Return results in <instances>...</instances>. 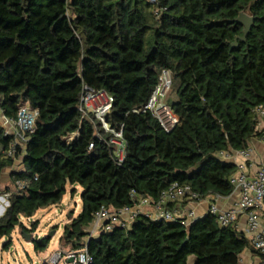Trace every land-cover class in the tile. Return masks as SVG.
I'll use <instances>...</instances> for the list:
<instances>
[{
    "label": "trees",
    "instance_id": "obj_1",
    "mask_svg": "<svg viewBox=\"0 0 264 264\" xmlns=\"http://www.w3.org/2000/svg\"><path fill=\"white\" fill-rule=\"evenodd\" d=\"M241 14L253 20L245 40ZM164 70L172 73L167 102L179 119L170 133L144 111ZM84 87L114 99L107 120L123 130L121 165L110 135L79 111ZM24 104L38 118L17 155L22 169L12 174L13 186L26 187L0 189L12 191L0 217L6 250L17 228L37 231L38 221L27 227L23 218L60 206L76 186L82 209L69 217L60 244L87 246L90 264H189L190 257L194 264H240L252 247L210 214L189 226L140 216L99 236L88 229L102 207L133 206L132 190L154 201L174 183L202 199L232 195L237 167L221 153L244 150L262 134L264 0H0V112L14 120ZM12 139L0 125V187L17 160L6 155ZM49 242L36 238V251Z\"/></svg>",
    "mask_w": 264,
    "mask_h": 264
},
{
    "label": "built area",
    "instance_id": "obj_2",
    "mask_svg": "<svg viewBox=\"0 0 264 264\" xmlns=\"http://www.w3.org/2000/svg\"><path fill=\"white\" fill-rule=\"evenodd\" d=\"M172 78L171 71L164 70L162 72L160 83L144 108V111L150 112L157 119L163 130L168 133L179 122L177 115L167 102V97L172 87ZM113 104V97L106 92H96L84 87L79 111L83 117L93 115L101 124L104 133L110 135L108 142L113 147L114 160L117 165H121L127 155V145L124 140L123 130L113 128L107 120ZM257 116V129L262 133L258 138L263 144L261 153L259 155L255 153L252 143L248 148L234 154L221 153L224 159L231 160L237 167L236 173L230 180L233 186L232 195L237 194V200L232 207L221 209L218 206V200L227 197L210 195L202 199L190 186L179 183H174L161 192L156 201L132 190L130 195L134 201L133 206L121 209L102 207L94 215L93 223L90 226L92 230H88L89 237L109 233L117 228L125 229L140 216L152 221L178 222L184 226H189L196 220L194 211L188 210L185 213H178L170 207L185 201L188 203L208 201L209 209L207 215L210 214L215 217L222 228L237 227L239 219L241 217L246 218L250 244L261 255V264H264V227L262 226V221L264 220V107L257 109ZM37 118L38 111L33 110L28 104H24L19 108L17 117L14 120L6 118L0 112V122H4V124L0 125L3 126L5 135L13 137L6 151L8 157L14 160L17 159L19 149L24 146L29 135L35 131ZM77 136H79V133L68 137L66 142L71 143ZM97 137L102 139L101 134H98ZM93 148L94 144H91L90 150ZM237 158L240 161H237ZM26 185L27 182L18 181L12 191H21ZM12 191L6 192L0 197V212L2 214L9 206ZM27 220L32 221V219ZM71 260L73 264H90L92 257L87 246L78 250L65 246L43 259L41 264L69 263Z\"/></svg>",
    "mask_w": 264,
    "mask_h": 264
},
{
    "label": "rangeland",
    "instance_id": "obj_3",
    "mask_svg": "<svg viewBox=\"0 0 264 264\" xmlns=\"http://www.w3.org/2000/svg\"><path fill=\"white\" fill-rule=\"evenodd\" d=\"M75 188L76 193L74 196H71L73 188H68V194L64 197V200L67 197V201L62 206L51 207L38 211V213L33 217L32 221H38L39 227L35 233L31 234L32 237L30 242L24 238L20 228H17L13 233L11 238L12 246L9 250L4 248V246L7 244V240L0 241V264H41L43 257L51 256L52 253L59 248V245L61 247L60 249L65 247L60 244L64 226L69 222V217L71 214H74V217H76L82 209L81 194L83 190L80 186H76ZM5 193V191L1 192L0 197ZM1 214L2 213L0 212V217L3 215ZM22 221L27 227H30L32 222L25 218H23ZM53 231H55V235L52 239H50L46 250L37 252L35 249L34 240L36 238L41 239L48 237V235ZM60 264L68 263L62 262Z\"/></svg>",
    "mask_w": 264,
    "mask_h": 264
},
{
    "label": "crops",
    "instance_id": "obj_4",
    "mask_svg": "<svg viewBox=\"0 0 264 264\" xmlns=\"http://www.w3.org/2000/svg\"><path fill=\"white\" fill-rule=\"evenodd\" d=\"M0 124H4V122L2 121V122H0ZM252 145H253V148L255 149V153H257V155H259L263 149V144L257 138V139L253 140ZM237 161H240V159L237 158ZM20 169H22V159L18 158L15 161L14 166L12 168H8V169H5L3 171L2 176H1V187H0L1 190L5 189L7 187H10V188L12 187V190L14 189V186L12 184V174H13V171L20 170ZM4 175H5V177H4ZM70 188H73V187H70ZM66 199H67V197H66ZM66 199L63 201V203L60 206H62L63 204L66 203V201H67ZM236 200H237V194H234V195L229 196L227 198H222V199L218 200L217 204L221 209H226V208L228 209V208L233 206V204L236 202ZM170 208L172 210H174L175 212H178V213H185L188 210H193L195 215H196V219H200V218L207 216L208 209H209V202L208 201H201L199 203H188L187 201H185L181 204L180 203L174 204ZM262 226L264 227V220L262 221ZM236 228L238 229V231L244 233L245 236L248 238V240L250 239V235L247 233L246 218L245 217H241L239 219ZM88 230H92V228L90 227ZM60 248L61 247L59 245L58 249H60ZM56 251H54V252H56ZM46 257L47 256H44L43 259H45ZM194 263H195V258L190 257L189 258V264H194ZM68 264H73V262H69ZM240 264H261V255L257 251H255V249L253 247L247 248L241 255Z\"/></svg>",
    "mask_w": 264,
    "mask_h": 264
},
{
    "label": "water",
    "instance_id": "obj_5",
    "mask_svg": "<svg viewBox=\"0 0 264 264\" xmlns=\"http://www.w3.org/2000/svg\"><path fill=\"white\" fill-rule=\"evenodd\" d=\"M237 22L240 23L242 26L245 27L244 35H243V37H242V40H245L246 37H247V35H248V33H249L250 30H251V26H252V24H253V20H252V18L249 17L248 15H246V14H241V15L239 16ZM236 44H237V43H235L234 45H236ZM70 216H71V215H70ZM199 220H201V219H196V220L193 221L191 224H194L195 222H197V221H199ZM54 235H55V231H53L52 233H50V234L48 235L47 238L50 240V239L53 238ZM23 236H24V238H25L28 242L31 241V240H30L31 237H32L31 234H27V233L24 232V233H23ZM70 262H72V260H71Z\"/></svg>",
    "mask_w": 264,
    "mask_h": 264
}]
</instances>
